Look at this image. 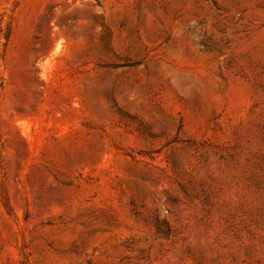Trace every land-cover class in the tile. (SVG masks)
Segmentation results:
<instances>
[{
	"label": "rangeland",
	"instance_id": "1",
	"mask_svg": "<svg viewBox=\"0 0 264 264\" xmlns=\"http://www.w3.org/2000/svg\"><path fill=\"white\" fill-rule=\"evenodd\" d=\"M0 264H264V0H0Z\"/></svg>",
	"mask_w": 264,
	"mask_h": 264
}]
</instances>
